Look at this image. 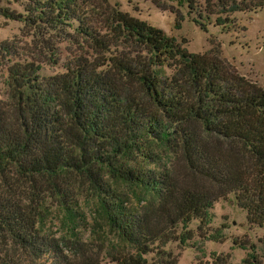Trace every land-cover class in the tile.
I'll return each instance as SVG.
<instances>
[{
	"label": "trees",
	"instance_id": "trees-1",
	"mask_svg": "<svg viewBox=\"0 0 264 264\" xmlns=\"http://www.w3.org/2000/svg\"><path fill=\"white\" fill-rule=\"evenodd\" d=\"M175 1L201 16L193 0ZM217 1L230 10L264 8V0ZM91 6L0 0L4 18L37 33L72 27L96 53L50 75L39 73L38 61L7 59L6 92H0V264H44L50 251L48 264H176L164 246L189 240L192 219L203 233L212 203L227 194L247 223L264 226V88L216 47L189 52L185 41L118 8L93 27ZM174 17L178 29L183 18ZM214 23L226 20L216 16ZM0 49L11 54L7 45ZM84 203L120 247L106 260L79 250L62 255L44 228L55 208L72 232ZM210 263L229 264L226 255L213 254Z\"/></svg>",
	"mask_w": 264,
	"mask_h": 264
},
{
	"label": "rangeland",
	"instance_id": "rangeland-1",
	"mask_svg": "<svg viewBox=\"0 0 264 264\" xmlns=\"http://www.w3.org/2000/svg\"><path fill=\"white\" fill-rule=\"evenodd\" d=\"M88 1L94 5L88 13L93 27L104 26L102 16L107 9L118 8L173 36L177 41H185L182 46L189 52L203 53L212 46L216 47L220 57L239 74L264 88V8L230 10L228 6H219L217 0H193L195 9H200L201 16L198 17L193 10L188 13L190 9L185 2L177 3L175 0H158L162 9L150 0ZM175 13H180L183 18L178 29L174 28ZM216 16L225 18L226 23L216 25ZM192 18L203 23L205 28L193 22ZM101 31L106 30L103 28ZM0 45L9 46L11 51V54H4L0 49V92L3 95L6 92L2 81L5 66L9 64L7 59L38 61L39 73L50 75L63 71L65 63L76 57L92 60L96 56L89 42L72 27L66 26L60 32L47 30L37 33L22 22L1 15ZM50 211L44 228L57 241L62 255L68 257L71 251L79 250L98 260H106L107 255L120 248L114 247L116 240L107 233V229L94 221V206L91 203L83 204V218L72 232L68 231L58 209L52 208ZM209 213L210 222L203 233L196 229L198 222L192 219L188 225L191 231L189 240L183 245L173 241L164 246L174 256L176 264H211L212 254L226 255L229 264H264V226L247 223L245 211L235 204L232 194L215 200ZM214 233H219L220 238L208 240L206 235ZM53 258L50 251L40 261L48 264Z\"/></svg>",
	"mask_w": 264,
	"mask_h": 264
}]
</instances>
